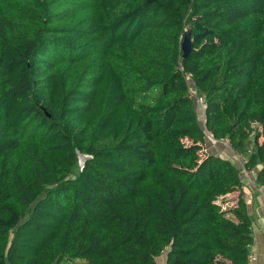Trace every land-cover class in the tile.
<instances>
[{"label":"trees","instance_id":"obj_1","mask_svg":"<svg viewBox=\"0 0 264 264\" xmlns=\"http://www.w3.org/2000/svg\"><path fill=\"white\" fill-rule=\"evenodd\" d=\"M252 136L264 0H0V264H249Z\"/></svg>","mask_w":264,"mask_h":264},{"label":"crops","instance_id":"obj_2","mask_svg":"<svg viewBox=\"0 0 264 264\" xmlns=\"http://www.w3.org/2000/svg\"><path fill=\"white\" fill-rule=\"evenodd\" d=\"M253 179H243V198L253 220L252 230L255 241L252 253L257 257L254 264H264V189L257 187L255 182H252Z\"/></svg>","mask_w":264,"mask_h":264},{"label":"rangeland","instance_id":"obj_3","mask_svg":"<svg viewBox=\"0 0 264 264\" xmlns=\"http://www.w3.org/2000/svg\"><path fill=\"white\" fill-rule=\"evenodd\" d=\"M194 102L196 103V107L198 106L197 105V101L195 100V98H193ZM200 111H202V107L200 108ZM203 113V112H202ZM256 129H260L258 126H255ZM210 140V138H209ZM208 145H209V148L212 150V152L218 154V155H223L225 158H228L229 156L230 157H233L234 155H230L231 152H227V145H228V142L227 141H215L213 139H211L210 141H208ZM222 146V147H221ZM225 147V148H224ZM254 137L252 136L249 140H248V144H247V148H246V153L242 154V155H236L235 157V163L237 162L238 165H239V169H241V175L243 177V179H249V180H252L254 175H255V171H248L246 169V162L248 161L251 153L254 151ZM230 151V150H229ZM81 156V154L79 155ZM87 159H84L83 157H79V167L80 168H83L85 162H86ZM247 170V172H246ZM255 178V177H254ZM253 183L255 182L254 179L252 181ZM236 195L233 196V194L231 195H227L223 198H221L219 200V204L223 207V209H230L234 206H236V202H237V199H238V194L237 193H234ZM159 263L160 264H164V257L163 258H160L159 259Z\"/></svg>","mask_w":264,"mask_h":264},{"label":"built area","instance_id":"obj_4","mask_svg":"<svg viewBox=\"0 0 264 264\" xmlns=\"http://www.w3.org/2000/svg\"><path fill=\"white\" fill-rule=\"evenodd\" d=\"M186 78H187V81L189 82L190 95H191V97L196 99V101H197L198 105L200 106V108L202 107V112H203L204 107L206 105L205 104V99H204L203 96L199 95L196 92V89L193 86V82L191 80V76L187 75ZM246 172H247V170H246ZM256 261H257V257L253 253H250V255H249V264H254Z\"/></svg>","mask_w":264,"mask_h":264},{"label":"water","instance_id":"obj_5","mask_svg":"<svg viewBox=\"0 0 264 264\" xmlns=\"http://www.w3.org/2000/svg\"><path fill=\"white\" fill-rule=\"evenodd\" d=\"M182 49H183V52H184V58H186L190 51H191V31H187L184 35V40H183V43H182ZM79 157H83L84 159H87L88 157L84 156V155H81Z\"/></svg>","mask_w":264,"mask_h":264}]
</instances>
